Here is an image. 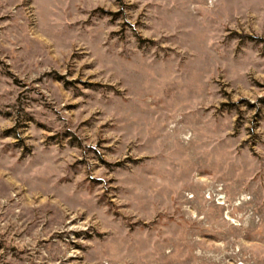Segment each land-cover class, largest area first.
<instances>
[{
    "label": "rangeland",
    "instance_id": "1",
    "mask_svg": "<svg viewBox=\"0 0 264 264\" xmlns=\"http://www.w3.org/2000/svg\"><path fill=\"white\" fill-rule=\"evenodd\" d=\"M0 264H264V0H0Z\"/></svg>",
    "mask_w": 264,
    "mask_h": 264
},
{
    "label": "built area",
    "instance_id": "2",
    "mask_svg": "<svg viewBox=\"0 0 264 264\" xmlns=\"http://www.w3.org/2000/svg\"><path fill=\"white\" fill-rule=\"evenodd\" d=\"M220 199H221V197H217L216 202L218 203Z\"/></svg>",
    "mask_w": 264,
    "mask_h": 264
}]
</instances>
